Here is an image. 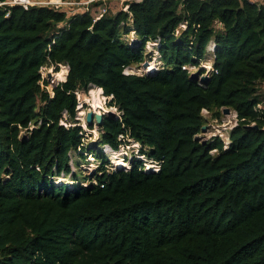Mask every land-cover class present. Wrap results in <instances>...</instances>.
Returning a JSON list of instances; mask_svg holds the SVG:
<instances>
[{
  "label": "trees",
  "instance_id": "16d2710c",
  "mask_svg": "<svg viewBox=\"0 0 264 264\" xmlns=\"http://www.w3.org/2000/svg\"><path fill=\"white\" fill-rule=\"evenodd\" d=\"M126 5L99 18L0 5V264H264V3ZM61 65L50 93L42 69ZM92 86L117 111L94 143L77 99ZM225 107L228 144L199 137L203 109ZM130 141L157 171L111 164L103 146ZM88 155L96 167L77 172Z\"/></svg>",
  "mask_w": 264,
  "mask_h": 264
},
{
  "label": "rangeland",
  "instance_id": "374dc122",
  "mask_svg": "<svg viewBox=\"0 0 264 264\" xmlns=\"http://www.w3.org/2000/svg\"><path fill=\"white\" fill-rule=\"evenodd\" d=\"M35 2L34 5H40L38 3L40 2H47V5H51L53 6L54 4H51L54 1L57 0H51L52 2H50V0H32ZM82 1L81 3L84 4H76V2ZM128 1H132V0H94L92 2H90L89 4H87L85 1L83 2V0H62V5L61 7L64 8L67 11L68 15H72V14H77V13H82L85 10H87L88 12H90V14L94 17H97L98 15H100L102 13V9H105V11L107 13H115L116 11L120 10V9H125L126 7V3ZM147 50L154 56H157V50L153 49V47L151 45H148ZM149 61H154V63H157L159 65L160 61L157 60L156 58L153 60L148 59ZM157 60V61H156ZM202 65L204 67H206L205 70L209 69L211 67V61H202ZM191 67V66H190ZM192 69V67H191ZM65 70L67 73V68H65L63 65H61L59 67L58 71L53 70L52 68H43L42 69V77L47 80L50 84L47 86L48 91L51 93V90L54 86V84H56L59 81H62L65 79ZM135 72V69H131ZM59 73V74H58ZM59 75V76H58ZM258 89L261 92H264V83H259L258 84ZM100 97V99H98ZM77 99L79 101V110H78V119L81 120L82 122V127H84L87 130V140L86 142H91L94 143V141L97 140L98 138V131L96 129V126L93 125V129H88L87 126H85V116L86 113L88 111H93L95 113H103V112H107V111H112L115 112L117 114L116 108L113 106H109L107 105L109 98H107L106 96H103L101 94V92L97 91L95 89V86L90 87L86 92L81 90L79 92H77ZM95 101H98L97 103H94ZM99 106V108L97 107ZM103 109H102V108ZM106 109V111L104 110ZM205 117H206V123H205V130L200 134L199 137H202L204 139H209L211 137H214L213 135L216 134V136H227L229 133L228 131H226V125L224 124V120H227L228 118L232 117V113L229 111V113H221L220 117L215 116V114L210 113L208 111L202 112ZM225 114H228L229 116L227 117ZM95 124V123H94ZM90 134V135H89ZM122 147V148H121ZM138 145L135 144V147H132V145H128V147L125 146H120L119 150L116 151L117 154H119V156L122 157L123 160H125L127 162V165H123L125 168L129 167L130 165V161H128L127 159H129L131 156H136L139 157L141 159V162L143 163L142 157L138 155ZM121 149V150H120ZM112 152V151H110ZM109 153V158H110V162L111 164H114V158L112 157V154ZM126 157V158H124ZM145 160L147 158L143 157ZM89 162L88 163H82L80 164V167L77 172L79 173H87L89 174L90 172H92L94 170V168L97 165V160L91 156L88 155L86 158ZM82 161H80L81 163ZM116 166V164H115ZM72 168L74 170H76V168L74 167V165H72ZM65 181L67 182L69 187H72L74 183H72V180L66 178L64 175H62V177H59V183Z\"/></svg>",
  "mask_w": 264,
  "mask_h": 264
},
{
  "label": "built area",
  "instance_id": "2783aa9c",
  "mask_svg": "<svg viewBox=\"0 0 264 264\" xmlns=\"http://www.w3.org/2000/svg\"><path fill=\"white\" fill-rule=\"evenodd\" d=\"M86 2L87 4H89L90 2H92V1H94V0H83V2ZM250 1H255V0H250ZM261 2H263L264 3V0H260ZM82 1H79V2H76V4H84V3H81ZM35 4V2L34 1H32V0H4V1H1L0 2V5H20V6H22V7H24L25 9H27L29 6H32V5H34ZM38 4H40V5H47L48 3L47 2H40V3H38ZM51 4H54L53 6L54 7H56V8H59V7H61V5H62V1L61 0H58V1H54V2H52ZM125 9H127V5H126V7H125ZM88 10V9H87ZM106 11H105V9H102V13L100 14V15H98L97 17H95V18H99L102 14H104ZM211 48V47H210ZM155 59V58H154ZM147 61V66H146V68L145 69H142V67H140L139 69H135V72L133 71V70H131V69H129V68H126L125 69V73L127 74V73H130V72H134V73H137V74H142V73H144V72H147V71H150L151 69H149L148 70V68H149V64L150 63H152V62H154V61H149V60H146ZM157 61V60H156ZM65 68H67V65H63ZM159 66V64H157V63H155V67H158ZM191 67H192V69H191ZM187 66V65H184V66H182V68L183 69H188V70H190V71H196L197 69H196V67H193V66ZM68 70V69H67ZM259 107H263L264 108V106H262L261 104H259L258 105ZM205 111H207L206 109H203V111L202 112H205ZM230 112L232 113V117H230V118H228L227 120H224V124L226 125V131H228V133H229V131L234 127V126H236V124H237V115H236V112L235 111H232V110H230ZM227 117L229 116L228 114H225ZM61 123H63L64 125H66V123L63 121V120H61ZM213 136H216V134L215 135H213ZM219 136V135H218ZM120 137H122V135H120ZM219 137H221L222 138V140L224 141V143H225V146L228 144V142H229V140H228V135L227 136H225V137H223L222 135L221 136H219ZM131 142V144L130 145H132V147H135V144H137L138 146H139V143L138 142H135V141H130ZM122 146H125V147H128V145H122ZM122 148V147H121ZM103 150L104 151H110V149H109V147L107 146V145H104L103 146ZM121 150V149H120ZM142 160H143V165H144V167L146 168V169H152V170H154V171H157L158 169H159V167H160V164L158 163V162H153L152 160H148V159H144L143 157H142ZM115 165V164H114ZM117 166V165H116Z\"/></svg>",
  "mask_w": 264,
  "mask_h": 264
},
{
  "label": "water",
  "instance_id": "95a60500",
  "mask_svg": "<svg viewBox=\"0 0 264 264\" xmlns=\"http://www.w3.org/2000/svg\"><path fill=\"white\" fill-rule=\"evenodd\" d=\"M147 61H144L141 65L142 69H145L146 66H147ZM68 71V70H67ZM198 75V72L195 73V76ZM207 78V75H203L201 76V81H204L205 79ZM230 109L225 107L223 109V113H229ZM107 113L109 114H115V112H112V111H107ZM105 112L103 113H95L93 111H88L86 113V116H85V126H93L95 125L96 128L101 124V121L103 119V116H104ZM95 123V124H94ZM205 130V126L202 127V131Z\"/></svg>",
  "mask_w": 264,
  "mask_h": 264
},
{
  "label": "bare ground",
  "instance_id": "6f19581e",
  "mask_svg": "<svg viewBox=\"0 0 264 264\" xmlns=\"http://www.w3.org/2000/svg\"><path fill=\"white\" fill-rule=\"evenodd\" d=\"M58 1V0H57ZM62 1V0H61ZM50 2H52L51 0H50ZM150 66H149V68H148V70L149 69H154L155 68V63L154 62H152V63H150L149 64ZM59 74V73H58ZM65 74H66V70H65ZM59 76V75H58ZM95 89L97 90V91H99V92H101V94H102V90H101V88H99V87H96L95 86ZM103 95V94H102ZM98 99H100V97L98 98ZM98 101H95L94 103H97ZM98 108H99V106H97ZM102 108V107H101ZM103 109V108H102ZM105 111H106V109H104ZM110 152V151H109ZM110 154H112V157L114 158V164H116L117 166H119V167H121V166H123V165H127V162L125 161V160H123L122 159V157L121 156H119V154H117V152H110Z\"/></svg>",
  "mask_w": 264,
  "mask_h": 264
}]
</instances>
